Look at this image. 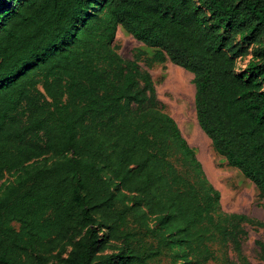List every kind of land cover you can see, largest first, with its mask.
<instances>
[{"label": "trees", "instance_id": "obj_1", "mask_svg": "<svg viewBox=\"0 0 264 264\" xmlns=\"http://www.w3.org/2000/svg\"><path fill=\"white\" fill-rule=\"evenodd\" d=\"M118 26L153 56L123 58ZM141 60L193 75L200 129L264 198V0H0V264H212L217 242L250 264L264 222L222 210Z\"/></svg>", "mask_w": 264, "mask_h": 264}, {"label": "rangeland", "instance_id": "obj_2", "mask_svg": "<svg viewBox=\"0 0 264 264\" xmlns=\"http://www.w3.org/2000/svg\"><path fill=\"white\" fill-rule=\"evenodd\" d=\"M235 41L240 43L238 35ZM114 44L118 53L125 59H131L138 51L143 52L142 58H151L155 52V48L137 41L120 26L117 27ZM254 51L255 48L249 46L248 54L237 58L238 71L245 69ZM140 65L151 74L159 100L194 149L207 179L219 191L222 210L242 213L264 222V198L258 189L237 168L228 166L225 158L213 150L209 138L196 121L193 75L167 60L162 63L153 62L150 66L141 60ZM12 226L16 228L17 224L12 223ZM245 228L247 236L242 244V255L250 264H263L257 242H264V229L249 225ZM212 248L217 260L210 263L241 264L229 245L217 242L212 244ZM68 250L69 247L65 249L64 256ZM169 260L167 254H163L151 264H168Z\"/></svg>", "mask_w": 264, "mask_h": 264}]
</instances>
